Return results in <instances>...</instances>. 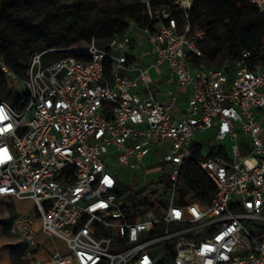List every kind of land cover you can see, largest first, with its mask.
<instances>
[{
	"label": "built area",
	"instance_id": "obj_1",
	"mask_svg": "<svg viewBox=\"0 0 264 264\" xmlns=\"http://www.w3.org/2000/svg\"><path fill=\"white\" fill-rule=\"evenodd\" d=\"M251 2L264 13V0ZM192 3L175 2L180 25L148 1L153 29L129 20L122 35L82 49L85 59L35 53L23 77L1 59L23 94L0 100V197L33 202L35 214L11 221L29 264H264V58L252 63L246 50L211 66ZM137 33L147 67L130 61ZM165 65L176 88L160 98L152 73ZM187 162L216 188L206 207L179 203ZM120 170L137 173L138 187L127 191ZM39 229L63 247L41 243Z\"/></svg>",
	"mask_w": 264,
	"mask_h": 264
},
{
	"label": "trees",
	"instance_id": "obj_2",
	"mask_svg": "<svg viewBox=\"0 0 264 264\" xmlns=\"http://www.w3.org/2000/svg\"><path fill=\"white\" fill-rule=\"evenodd\" d=\"M152 12L167 8L172 17L183 23L184 11L175 2L177 0H149ZM42 3L49 9L53 24L43 19L36 25V37H24L16 40L4 33L1 26L4 18L13 17L10 10L18 6L30 7ZM135 20L141 27L153 29L146 3L133 2L123 4L121 0H2L0 5V61L10 57L17 61L16 47H22L27 54H35L51 49H72L51 54H59L60 58L75 56L87 58L82 50L93 40L104 44L116 36L122 35L128 21ZM189 21L192 29H204L205 40L201 49L211 66L221 67L225 61L234 62L241 58L246 50L253 53L252 63L264 58V13L251 0H193L189 10ZM134 43L132 44V49ZM80 49V50H78ZM132 57L130 61H135ZM29 64V63H28ZM13 68V63H9ZM24 74L20 76H24ZM10 68V69H11ZM112 62H106V74L109 75ZM12 70V69H11ZM14 72V71H13ZM12 92V91H11ZM8 89L7 79L0 67V100L9 99L15 104L16 96ZM181 191L183 198L180 204L198 203L206 207L216 192V188L205 173L194 163L187 162L181 173ZM10 201L5 197H0ZM141 204V194L136 195ZM17 216L8 217L10 222ZM12 233V232H11ZM13 234V233H12ZM14 235V234H13ZM13 244L0 246V255L11 250L20 256L23 264H29L24 258L26 243L18 236ZM8 258L3 257L2 264Z\"/></svg>",
	"mask_w": 264,
	"mask_h": 264
},
{
	"label": "rangeland",
	"instance_id": "obj_3",
	"mask_svg": "<svg viewBox=\"0 0 264 264\" xmlns=\"http://www.w3.org/2000/svg\"><path fill=\"white\" fill-rule=\"evenodd\" d=\"M148 1L149 0H121V3H147ZM9 14L13 17L4 18V25L1 26V28L4 29L5 34L16 40L22 39L24 37H36L35 32H37V29L35 27L45 18L48 19L49 26H52L53 24V17L50 15L48 7L42 3H37L30 7L18 6L14 9H11ZM138 51L139 49L134 51L136 61H139L140 57V53H138ZM16 53L18 62L12 60L10 57H5L4 63L9 68H11L9 63H13V68H11L12 71L23 75L26 66L34 54H27L20 46L16 47ZM60 56L61 55L59 54H49L45 58L49 61H53L57 58H60ZM166 76L165 79L163 78L159 84L169 89L171 88L169 86L172 85L171 82H173V80L169 72L166 73ZM7 85L10 92L14 91L16 93V97H19L23 94V83L21 80L16 81L14 77H12L9 81L7 80ZM12 93L13 92H11V94ZM6 101L10 103L9 99H6ZM206 152H209L208 147ZM156 166H158V164L151 163L149 167L153 168ZM117 176L122 181L127 191H130L132 188H137L140 182L137 173H132L129 170L126 172H124V170H120L118 171ZM21 213L29 215L35 214L33 202L29 200H15L10 202L0 198V246L13 244V240H16V237L11 233L10 222L7 221V219L8 217H12L13 215H18ZM40 240L46 241L48 243H56L58 246H62L63 244L59 238L45 239L44 236H40ZM14 251L15 250L13 249L8 252V254L0 255V264H2L3 257L5 256L8 258L6 264H23L20 256H17Z\"/></svg>",
	"mask_w": 264,
	"mask_h": 264
},
{
	"label": "crops",
	"instance_id": "obj_4",
	"mask_svg": "<svg viewBox=\"0 0 264 264\" xmlns=\"http://www.w3.org/2000/svg\"><path fill=\"white\" fill-rule=\"evenodd\" d=\"M134 47L135 48L133 49V51L139 49L138 53H140L139 61H136V60L134 61L135 66L147 67L150 60H151V55H149L150 46L148 45V43H146L143 40V38L139 35V33H137V35H136ZM140 51H142V52H140ZM165 66H163L159 70H156L152 73V79H153L154 84H155V89H156V92L160 98H166L168 92L171 90H174L176 88V83H175V80L173 78H172L173 82H171L172 85L169 86L171 88H169V89L166 88L165 86L159 84L163 78L165 79L166 73L168 72V69ZM131 75H135V73H132ZM192 94H193V87L184 88L180 91L178 101H177V105H176L177 112L180 116H183L185 108L187 106V101L192 96ZM40 236H44L45 239H49L39 229V232H38L39 241L41 243H43L44 245H47V246L53 244V243H48L46 241L40 240ZM60 247H63V245Z\"/></svg>",
	"mask_w": 264,
	"mask_h": 264
}]
</instances>
